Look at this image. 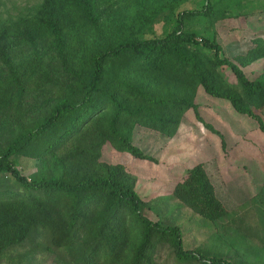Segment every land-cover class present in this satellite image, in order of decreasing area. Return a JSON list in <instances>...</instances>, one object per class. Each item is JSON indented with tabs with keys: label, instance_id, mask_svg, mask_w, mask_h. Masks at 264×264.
<instances>
[{
	"label": "trees",
	"instance_id": "16d2710c",
	"mask_svg": "<svg viewBox=\"0 0 264 264\" xmlns=\"http://www.w3.org/2000/svg\"><path fill=\"white\" fill-rule=\"evenodd\" d=\"M160 1L159 8L173 13L185 0ZM109 7L107 0H41L33 15L0 22V173L20 187L0 189V255L41 226L51 246L80 250L81 264H151L162 243L178 258H194L181 248L176 226L142 215L134 178L123 165L101 160L103 145L149 160L132 143L133 130L172 136L183 113L196 111L198 87L264 132V40L254 37L243 53L228 58L214 39L198 40L183 26L193 15L214 22L229 10L213 11L212 2L202 0L200 9L175 13L170 31L146 37L157 10L110 32L99 26ZM77 41L86 49L68 62L64 53ZM49 55L62 59L66 76L48 103L23 109ZM258 59L259 72L248 76L242 68ZM223 66L233 83L221 74ZM13 156L36 161L37 173H19ZM222 187L210 159L188 168L172 194L215 221L231 213L221 201Z\"/></svg>",
	"mask_w": 264,
	"mask_h": 264
},
{
	"label": "rangeland",
	"instance_id": "374dc122",
	"mask_svg": "<svg viewBox=\"0 0 264 264\" xmlns=\"http://www.w3.org/2000/svg\"><path fill=\"white\" fill-rule=\"evenodd\" d=\"M41 0H0V22L29 17ZM212 10L226 8L228 15L214 22L193 15L183 21L198 40L214 39L223 55L231 58L250 46V39L264 40V0H210ZM109 9L100 18L101 29L113 32L121 25L136 22L143 13L157 10L144 34L161 36L174 25V14L200 9L202 0H185L170 13L159 8L160 0H107ZM159 8V9H158ZM86 47L77 41L69 46L64 57L77 62ZM208 54L210 52L206 50ZM263 59L242 68L248 75L259 72ZM220 72L228 83L234 78L226 67ZM66 76L62 59L49 55L43 71L31 83L22 99V108L48 103ZM196 111H185L172 136L136 127L132 143L149 160L137 159L125 151L112 149L105 143L101 160L119 163L134 178V191L140 198V211L151 221L176 226L183 250L194 258H178L173 248L158 244L151 264H264V132L245 115L236 113L223 99L206 95L201 87L194 95ZM264 122V110L259 113ZM215 130L218 134L214 133ZM214 160L223 182L220 198L231 213L210 221L178 200L173 188L184 172L194 164ZM19 173L31 177L38 163L22 156L11 157ZM8 173H0V189H19ZM202 257L200 261L197 258ZM0 264H81V251L76 248L50 245L49 231L36 226L19 244L0 255Z\"/></svg>",
	"mask_w": 264,
	"mask_h": 264
}]
</instances>
